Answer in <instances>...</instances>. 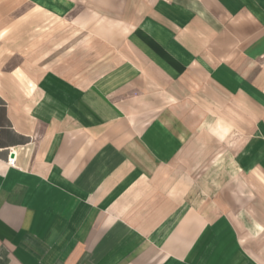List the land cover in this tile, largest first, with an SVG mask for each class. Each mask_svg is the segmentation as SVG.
Returning a JSON list of instances; mask_svg holds the SVG:
<instances>
[{
	"label": "crops",
	"instance_id": "0c3cea01",
	"mask_svg": "<svg viewBox=\"0 0 264 264\" xmlns=\"http://www.w3.org/2000/svg\"><path fill=\"white\" fill-rule=\"evenodd\" d=\"M0 47V264H264V0H0Z\"/></svg>",
	"mask_w": 264,
	"mask_h": 264
},
{
	"label": "rangeland",
	"instance_id": "374dc122",
	"mask_svg": "<svg viewBox=\"0 0 264 264\" xmlns=\"http://www.w3.org/2000/svg\"><path fill=\"white\" fill-rule=\"evenodd\" d=\"M71 18V17H70ZM43 23L38 25V27H34L31 32L26 36V38L20 40L17 42V44H14V41H11L13 44V47H19L20 45H23L22 49H24V56L22 58H32L34 59L35 51L40 52L42 50V56H45L50 51V47H59L60 51H64L69 47L70 49H78L80 50L83 48V43H85L82 39V35H79L78 32L81 29L78 25L72 24V19H62V20H54L50 18H45L42 16ZM43 25V26H42ZM53 30V36H51V27ZM48 28L47 36L43 37L41 40L40 45H35V29H39L38 31ZM53 43V44H52ZM89 46V45H88ZM11 50L13 49L12 47ZM0 47V52H1ZM10 49L8 50V55L11 53ZM61 55V53H60ZM4 59V57H3ZM38 59V58H37ZM22 60V59H21ZM20 58H13L12 62L10 63V67L12 65H15L19 63ZM50 62V61H45ZM2 63V58H0V64ZM47 64V63H45ZM58 66L62 68L64 72L67 74H74L73 68L67 65V62L60 59L57 63Z\"/></svg>",
	"mask_w": 264,
	"mask_h": 264
},
{
	"label": "built area",
	"instance_id": "2783aa9c",
	"mask_svg": "<svg viewBox=\"0 0 264 264\" xmlns=\"http://www.w3.org/2000/svg\"><path fill=\"white\" fill-rule=\"evenodd\" d=\"M10 155H11V154H10ZM7 162H8L9 165H14L15 160H14V158L9 157L8 160H7Z\"/></svg>",
	"mask_w": 264,
	"mask_h": 264
}]
</instances>
